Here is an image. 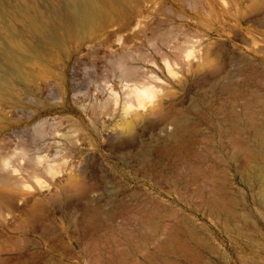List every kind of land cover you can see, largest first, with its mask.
Segmentation results:
<instances>
[{
  "label": "rangeland",
  "instance_id": "374dc122",
  "mask_svg": "<svg viewBox=\"0 0 264 264\" xmlns=\"http://www.w3.org/2000/svg\"><path fill=\"white\" fill-rule=\"evenodd\" d=\"M114 1L0 0V264H264V0Z\"/></svg>",
  "mask_w": 264,
  "mask_h": 264
},
{
  "label": "bare ground",
  "instance_id": "6f19581e",
  "mask_svg": "<svg viewBox=\"0 0 264 264\" xmlns=\"http://www.w3.org/2000/svg\"><path fill=\"white\" fill-rule=\"evenodd\" d=\"M64 2H65V0H63ZM88 1V0H87ZM97 1V0H96ZM116 1V0H115ZM114 1V2H115ZM103 2H104V0H103ZM105 2H107V1H105ZM49 3V2H48ZM89 3V2H88ZM97 3V2H96ZM125 3V2H124ZM107 4V3H106ZM77 6V5H76ZM90 6V5H89ZM108 6V5H107ZM51 8V7H50ZM76 8H78V6L76 7ZM60 9H62V8H60ZM83 9V8H82ZM102 12H101V7L100 6H98V5H96V6H91L90 8H88V10L86 11V13H85V16L83 17V19H84V23L86 22V23H88V22H91L94 18H97L98 16H100V14H101ZM58 14V13H57ZM63 14V13H62ZM61 14V15H62ZM74 14H77V13H74ZM73 14V15H74ZM56 15V14H55ZM103 15V14H102ZM51 16V15H50ZM60 15H58V17H59ZM70 16V15H69ZM14 17H16V16H14ZM56 18H57V15H56ZM71 18V17H70ZM102 18V17H101ZM101 18H100V20H101ZM104 18V17H103ZM53 19H54V17H53ZM104 19H106V18H104ZM63 20V19H62ZM72 20H74V21H77V15L74 17H72ZM48 21V20H47ZM60 21V20H59ZM70 21V20H69ZM54 22V21H53ZM63 22V21H62ZM74 23V22H73ZM73 23H71V24H73ZM86 23H85V25H86ZM51 23H49V25H46V27H44V29L42 30V35L44 36V38H42V36H41V38L40 39H45V37H48V38H51V36L53 35V33H54V28L52 27V24L50 25ZM55 25V24H54ZM70 26V25H69ZM36 27V26H35ZM40 31V30H39ZM58 32V31H57ZM57 34V33H56ZM37 35H35V37H36ZM39 36V37H40ZM53 37H55V36H52V38ZM36 38H38V36L36 37ZM51 38V39H52ZM53 40V39H52ZM42 41V40H41ZM47 41V40H46ZM50 41V40H49ZM3 42V41H2ZM34 42V41H33ZM45 42V41H44ZM47 43V42H46ZM41 44H39V45H37V47L39 48V46H40ZM41 46H43V45H41ZM36 47V48H37ZM11 51V50H10ZM18 53H20V52H18ZM8 54V53H7ZM13 54V53H12ZM16 54V52L14 53V55ZM14 55H12V56H14ZM19 55H21V54H19ZM23 58H24V56H23ZM22 57H21V59H23ZM16 59V58H15ZM19 58H17V60H18ZM20 62V61H19ZM260 131V130H259ZM264 132V131H263ZM257 133V132H256ZM264 134V133H263ZM261 136H263V135H261ZM263 138H264V136H263ZM263 138H262V140H263ZM264 141V140H263ZM262 141V142H263ZM264 143V142H263ZM262 143V144H263ZM261 144V143H260ZM259 144V145H260ZM263 147V146H262ZM264 148V147H263ZM252 154V153H251ZM257 154V153H256ZM254 156V155H253ZM257 156V155H256ZM264 157V156H263ZM251 158V157H250ZM258 160V159H257ZM251 174V173H250ZM249 174V175H250ZM252 175V174H251ZM263 177V176H262ZM264 178V177H263ZM263 180V179H262ZM249 182V181H248ZM217 189V188H216ZM220 189V188H219ZM262 190H264V189H262ZM199 191V190H198ZM219 191V190H218ZM227 194V193H226ZM262 194V193H261ZM264 194V193H263ZM217 196V195H216ZM214 197H215V195H214ZM221 196H219V198H220ZM228 197V196H227ZM262 197V196H261ZM225 199V198H224ZM203 202V201H202ZM207 202V201H206ZM208 204H209V206L210 207H212V208H214L215 207V209H216V211H222L223 209H222V207H223V203H222V200H219V199H211V200H209L208 201ZM264 204V203H263ZM227 205V204H226ZM228 207V206H227ZM211 208V209H212ZM228 209V208H227ZM231 209V208H230ZM215 210H213V212H214ZM215 211V212H216ZM211 212V211H210ZM220 216V215H219ZM229 216V215H228ZM225 217V216H224ZM226 223V222H225ZM231 226V225H230ZM177 230V229H176ZM180 231V230H179ZM189 233V232H188ZM190 235V234H189ZM182 239V238H181ZM185 239H187V238H185ZM169 240V239H168ZM193 241H197V240H193ZM199 241V240H198ZM169 242V241H168ZM185 242H186V240H185ZM185 242H183L182 240H180V237H176V236H172L171 235V237H170V243H169V245H171L172 244V247L170 246L169 248H171V250L173 249L174 251H178V252H182V251H186V250H188V248H187V245L185 244L184 245V243ZM201 242V241H200ZM177 243V245L178 244H181V245H183L182 247H180V245H179V248H176V249H174L173 248V244H176ZM196 243V242H195ZM186 246V247H185ZM174 247H178V246H174ZM167 248V247H166ZM189 249H191V247L189 248ZM194 249V248H193ZM169 250V249H168ZM172 250V251H173ZM171 252V251H170ZM180 252V253H181ZM187 252H191V251H187ZM193 252V251H192ZM172 253V252H171ZM185 254H187L186 252H185ZM190 253H188V257H190V255H189ZM196 255H197V253H196ZM187 256V255H186ZM168 257V256H167ZM187 257V258H188ZM166 258V257H165ZM164 258V259H165ZM175 262V261H174ZM173 263V262H172ZM168 264V263H167ZM196 264V263H195Z\"/></svg>",
  "mask_w": 264,
  "mask_h": 264
}]
</instances>
